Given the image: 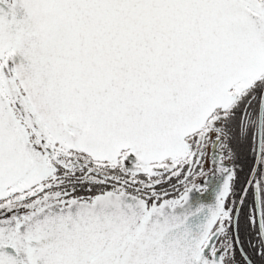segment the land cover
I'll return each instance as SVG.
<instances>
[{
  "label": "snow or ice",
  "instance_id": "1",
  "mask_svg": "<svg viewBox=\"0 0 264 264\" xmlns=\"http://www.w3.org/2000/svg\"><path fill=\"white\" fill-rule=\"evenodd\" d=\"M0 264H264V0H0Z\"/></svg>",
  "mask_w": 264,
  "mask_h": 264
},
{
  "label": "flooded vegetation",
  "instance_id": "2",
  "mask_svg": "<svg viewBox=\"0 0 264 264\" xmlns=\"http://www.w3.org/2000/svg\"><path fill=\"white\" fill-rule=\"evenodd\" d=\"M210 152H211V147L209 148V153ZM204 198L207 199V200H211L212 199V193L209 192V193L205 194V197Z\"/></svg>",
  "mask_w": 264,
  "mask_h": 264
}]
</instances>
